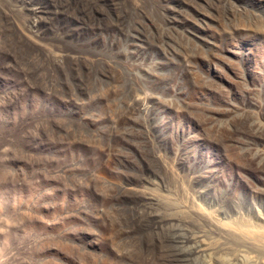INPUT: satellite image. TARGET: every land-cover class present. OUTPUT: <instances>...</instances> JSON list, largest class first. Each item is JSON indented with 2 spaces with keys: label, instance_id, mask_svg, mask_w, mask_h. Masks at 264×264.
Returning a JSON list of instances; mask_svg holds the SVG:
<instances>
[{
  "label": "rangeland",
  "instance_id": "374dc122",
  "mask_svg": "<svg viewBox=\"0 0 264 264\" xmlns=\"http://www.w3.org/2000/svg\"><path fill=\"white\" fill-rule=\"evenodd\" d=\"M0 264H264V0H0Z\"/></svg>",
  "mask_w": 264,
  "mask_h": 264
}]
</instances>
